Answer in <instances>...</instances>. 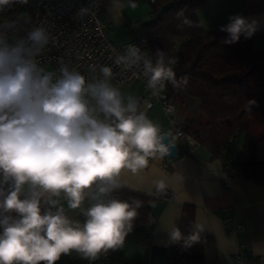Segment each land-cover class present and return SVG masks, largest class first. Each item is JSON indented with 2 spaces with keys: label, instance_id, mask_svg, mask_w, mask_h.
Segmentation results:
<instances>
[{
  "label": "clouds",
  "instance_id": "obj_1",
  "mask_svg": "<svg viewBox=\"0 0 264 264\" xmlns=\"http://www.w3.org/2000/svg\"><path fill=\"white\" fill-rule=\"evenodd\" d=\"M13 2L0 0V11ZM220 31L233 44L242 34L250 38L256 22L234 15ZM49 38L43 26L14 40L0 29V264H56L73 251L95 260L122 246L136 208L111 196L120 187L116 178L145 166L156 151L168 152L139 101L130 96L125 103L110 83L109 67L93 81L62 61L45 70L37 57ZM155 56L154 64L144 61L153 89L173 78L176 62L159 49ZM172 235L179 239V230Z\"/></svg>",
  "mask_w": 264,
  "mask_h": 264
},
{
  "label": "crops",
  "instance_id": "obj_2",
  "mask_svg": "<svg viewBox=\"0 0 264 264\" xmlns=\"http://www.w3.org/2000/svg\"><path fill=\"white\" fill-rule=\"evenodd\" d=\"M127 1L132 2L116 0L101 13L107 31L124 26L128 29L127 22L131 21L134 9L126 5ZM197 15L206 31L226 25L231 16L241 15L249 22H256L255 33L259 40L264 41V0H211L198 9ZM142 32L143 28L141 32L128 36L117 33L110 39L119 45ZM134 81L137 80L126 84L121 92ZM141 92L142 88L134 98ZM181 106L187 108L188 105L184 106L182 102ZM194 109L190 105L188 112ZM142 111L159 126L160 132H168V123L164 119L166 115L159 103ZM179 144L182 149L177 156L166 158L158 150L146 158L145 166L135 171L122 169L116 178L121 187L141 195L151 196L164 188L172 196L152 200L149 208L154 220L131 229L122 246L107 250L116 255L114 264H166L177 240L173 239L172 233L174 229L179 230L185 204L194 207V232L203 238L206 264H264V181L247 179L238 173L228 175L224 154L213 157L209 146L202 144L190 151L191 147L185 140L182 139ZM61 202L71 218L83 223V215L68 209L63 198ZM225 219L229 221L227 225ZM241 251L247 252L252 259L250 263H244ZM258 257L259 261L256 260ZM83 259L86 258L73 251L62 255L56 264Z\"/></svg>",
  "mask_w": 264,
  "mask_h": 264
},
{
  "label": "trees",
  "instance_id": "obj_3",
  "mask_svg": "<svg viewBox=\"0 0 264 264\" xmlns=\"http://www.w3.org/2000/svg\"><path fill=\"white\" fill-rule=\"evenodd\" d=\"M115 1L102 0L101 13ZM146 1L150 19L143 24V33L151 61L155 63L158 49L175 57L174 76L167 80L169 96H179L195 114L198 109L191 99H196L206 118L196 124L188 117L178 128L201 145L206 143L213 157L234 155L236 173L242 177L264 181V41L254 32L226 44L228 33L220 28L206 31L197 11L211 0ZM34 3L29 1L26 8ZM156 194L141 195L120 186L111 196L136 208L133 229L154 220L149 204L159 197ZM179 232L166 264H206L203 238L194 232L192 204L183 207Z\"/></svg>",
  "mask_w": 264,
  "mask_h": 264
},
{
  "label": "built area",
  "instance_id": "obj_4",
  "mask_svg": "<svg viewBox=\"0 0 264 264\" xmlns=\"http://www.w3.org/2000/svg\"><path fill=\"white\" fill-rule=\"evenodd\" d=\"M101 1L45 0L26 8L29 1L20 3L15 0L0 11V29L6 31L10 40H14L26 36L31 28L43 26L50 37L48 45L37 57L38 63L43 67L50 65L56 70L59 67L58 61H62L70 69L80 72L87 81H93L103 78L100 69L107 66L112 72L109 81L120 92L129 82L139 81L142 92L135 98L139 101V110L150 109L155 103H160L169 123L168 128L173 133L172 136L169 135L179 152L182 149L179 144L182 139L190 145V151H193L201 144L178 128L176 106L166 90L167 80L163 82V87L157 85L153 89L149 87L148 77L144 75V61L151 60L147 36L142 32L123 44H115L110 39L107 25L101 17ZM81 8H86L87 11L79 14ZM13 23L14 27H7ZM168 58L175 59L173 56ZM174 66L175 64L171 66L172 69ZM224 164L228 175L237 172L234 155L226 157ZM156 193L162 198L172 196L164 188L158 189ZM225 222L227 225L228 219ZM240 256L244 263L252 261L246 251H241ZM115 257L114 252L106 251L100 253L95 260L86 258L66 264H114ZM256 260L259 261L260 258Z\"/></svg>",
  "mask_w": 264,
  "mask_h": 264
},
{
  "label": "rangeland",
  "instance_id": "obj_5",
  "mask_svg": "<svg viewBox=\"0 0 264 264\" xmlns=\"http://www.w3.org/2000/svg\"><path fill=\"white\" fill-rule=\"evenodd\" d=\"M28 1H31V2H35V3H39L41 2L42 0H28ZM126 5H129V7L133 8L134 10L132 11L133 13H131V21H128L127 22V28L124 27H121V28H110L108 30V35L109 37H114V35H116L117 33H120L122 36H128L130 35L131 33H134V32H141L142 28H143V22H146L148 21L150 18V6H149V3L148 1L146 0H136L135 2H129L127 1ZM141 14V17H138L139 15ZM138 19V21H137ZM134 28V29H133ZM130 29H133L130 31ZM45 70H48V71H55L50 65H45ZM141 91V85L139 82L137 81H134L132 83H130L125 89L123 92H121L122 94V97L124 98V101L125 103H127V98L128 97H133L139 93ZM174 103H175V106H176V119H177V122L178 124L181 123V124H185L183 123L185 119H187L188 117L192 118L193 120L196 121V124H198V122H205L206 118L205 116L199 111V108H198V102L196 99H191V102L195 103L196 104V107H197V113L195 114L194 112H191L189 113L188 112V107L186 108H183L181 105H182V99L179 97V96H174V99H173ZM160 107V106H159ZM162 114V113H161ZM164 116V114H162ZM164 119L166 121V123H168L166 117L164 116ZM169 124V123H168ZM168 133L173 135L172 134V131L171 130H168ZM205 144V147L207 146L206 143H203V146Z\"/></svg>",
  "mask_w": 264,
  "mask_h": 264
},
{
  "label": "water",
  "instance_id": "obj_6",
  "mask_svg": "<svg viewBox=\"0 0 264 264\" xmlns=\"http://www.w3.org/2000/svg\"><path fill=\"white\" fill-rule=\"evenodd\" d=\"M161 134L165 137L163 143L168 146V152L162 151L166 158H173L179 154L178 147L174 140L170 137L169 133L164 131Z\"/></svg>",
  "mask_w": 264,
  "mask_h": 264
}]
</instances>
